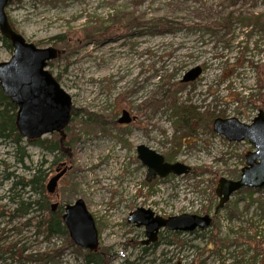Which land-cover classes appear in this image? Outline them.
<instances>
[{"label": "rangeland", "instance_id": "rangeland-1", "mask_svg": "<svg viewBox=\"0 0 264 264\" xmlns=\"http://www.w3.org/2000/svg\"><path fill=\"white\" fill-rule=\"evenodd\" d=\"M262 13L264 0H22L7 9L17 32L42 49H57L55 37L83 33L98 21L108 27L121 14L134 21L127 32L89 40L70 55L57 49L60 56L48 67L72 97L77 120L84 112L104 117L103 128L73 127L71 163L58 168L70 169L56 192L64 204L85 201L101 246L116 254L112 264H264V211L251 204L250 194L235 193L215 215L219 179H238L254 147L215 133L216 117L206 126L176 129L174 110L154 103L173 85L178 103L250 124L264 111V33L238 19ZM162 22L172 26L160 34L153 24ZM12 54L0 45V63ZM196 67L201 76L182 83ZM123 110L135 118L129 125L118 123ZM141 145L210 172L148 183L137 158ZM25 149L29 158L21 165L13 145L0 142V264H83L86 251L65 248L64 236L46 239L28 217H12L16 176H29V169L54 158L28 144ZM263 196L260 189L251 197ZM138 208L163 218L211 215L214 221L193 233L162 230L155 244L144 246L145 228L128 223ZM10 247L18 260L7 253ZM31 256L38 261L27 260Z\"/></svg>", "mask_w": 264, "mask_h": 264}, {"label": "water", "instance_id": "water-1", "mask_svg": "<svg viewBox=\"0 0 264 264\" xmlns=\"http://www.w3.org/2000/svg\"><path fill=\"white\" fill-rule=\"evenodd\" d=\"M10 1L0 0V32L13 47L11 59L0 63V86L18 107L16 126L19 133L32 141L55 132H64L72 120L73 101L48 70L49 62L58 57V50L54 47L39 48L13 29L6 13ZM201 74L200 67L193 68L184 75L182 81L194 82ZM132 120L130 113L123 110L118 123L130 124ZM213 131L231 143L248 141L254 147V151L245 156L246 164L239 179H219L216 188L219 203L215 211L218 213L234 193L244 188L264 187V111H260L251 124L242 123L237 118H216ZM136 150L138 160L147 169V182L170 175L184 176L192 171L190 166L183 163L167 162L162 154L144 145L138 146ZM69 169L65 168L51 178L47 185L50 195L56 192L59 181ZM57 207L58 203L52 204V211ZM63 221L76 246L91 252L99 250L96 222L83 199L64 207ZM128 223L145 228L146 240L143 244L149 245L158 241L159 233L164 229L180 233L206 230L212 225V216L183 214L163 218L149 209L138 208L130 213Z\"/></svg>", "mask_w": 264, "mask_h": 264}, {"label": "trees", "instance_id": "trees-1", "mask_svg": "<svg viewBox=\"0 0 264 264\" xmlns=\"http://www.w3.org/2000/svg\"><path fill=\"white\" fill-rule=\"evenodd\" d=\"M22 0H11L10 7L18 4ZM132 18L128 15L121 14L113 20V23L106 27V23L98 21L96 25L88 27L86 30L81 32H75L67 36V34L59 35L53 39L54 45L58 47L61 55L66 53L70 55L71 52L76 50L78 46L84 44L89 40H95L98 38H105L110 33H124L131 28L133 24ZM10 20V19H9ZM239 22L246 27H253L256 31H261L264 33V13L257 15H250L249 17H241L238 19ZM11 25L12 22L10 21ZM148 23H145V25ZM157 28L160 34H163L166 30H169L172 25L168 23L153 24ZM223 26L228 25V19H225L222 23ZM13 29L17 30L12 25ZM110 36V35H109ZM0 45L4 46L8 51L12 53L11 43L6 40L0 32ZM60 56V55H59ZM52 64H49L50 67ZM233 68V67H232ZM59 81V78H57ZM159 102L161 105L167 106V110H174L177 114V120L175 121L176 129H187L192 130L193 128H199L201 126H206L207 122L213 121L214 117H224L223 113L215 115V113H209L208 111L200 112L193 106H187L178 103L177 91L174 90V86L171 85L162 89L160 95L154 101ZM79 116V112L74 110L73 118L71 121L72 127H67L64 132H56L48 137H43L37 140H28L21 136L16 126L17 118V106L10 101V99L5 95L3 89L0 86V142H9L13 145L15 150V155L18 158V164H23L29 158L26 152V145L34 146L46 154L53 155L54 158L51 162L46 160L41 161V163L35 169H29L31 173L29 176H16L14 181L13 189L14 195L12 197L13 204L15 205L12 217L15 219L26 218L32 223L38 234H43L46 239L51 240L54 237L64 236L66 241L64 243L65 248L72 246V241L69 238V234L66 226L62 220V215L64 211V197L56 192L54 195H50L47 190V185L55 173L56 169L61 167L62 163L70 162L72 159V147L76 143V137L73 134V127L76 124L85 123L88 126H99L103 128L105 125L104 117H100L93 114L83 113L85 119L79 121L76 118ZM87 117V118H86ZM106 119V118H105ZM94 127V126H93ZM167 162H174V157L169 154H164ZM49 165V166H48ZM48 166V167H47ZM210 172L207 168L193 169L194 175H202L204 173ZM19 190V191H17ZM250 194L251 204H254L257 209L264 211V196L253 198V189H242ZM241 190V191H242ZM17 191V192H16ZM20 191H27V197H22ZM264 191V188H263ZM59 202V207L56 211L51 210V203ZM214 221V220H213ZM101 230L99 229V233ZM101 237V234H99ZM14 247V246H13ZM10 247L7 253L14 259H19L17 253ZM79 250V249H77ZM80 251V250H79ZM13 255V256H12ZM42 256L37 255L42 260ZM24 258V257H22ZM116 258V254L109 248L100 247L98 251L90 252L86 251L83 254V264H112L113 260ZM27 260H35L31 256V259L27 257Z\"/></svg>", "mask_w": 264, "mask_h": 264}, {"label": "bare ground", "instance_id": "bare-ground-1", "mask_svg": "<svg viewBox=\"0 0 264 264\" xmlns=\"http://www.w3.org/2000/svg\"><path fill=\"white\" fill-rule=\"evenodd\" d=\"M11 2V1H10ZM10 5V4H9ZM10 6H8V8H9ZM11 43V42H10ZM11 46H12V44H11ZM12 51H13V47H12ZM17 112H18V107H17ZM17 119V118H16ZM87 205V204H86ZM63 215H64V213H63ZM63 215H62V217H63ZM99 238H100V235H99Z\"/></svg>", "mask_w": 264, "mask_h": 264}, {"label": "flooded vegetation", "instance_id": "flooded-vegetation-1", "mask_svg": "<svg viewBox=\"0 0 264 264\" xmlns=\"http://www.w3.org/2000/svg\"><path fill=\"white\" fill-rule=\"evenodd\" d=\"M130 116H131V114H130ZM131 118L133 119V120H132V122H133L135 118L132 117V116H131ZM132 122H131V123H132ZM131 123H130V124H131ZM124 125H129V124H124Z\"/></svg>", "mask_w": 264, "mask_h": 264}]
</instances>
